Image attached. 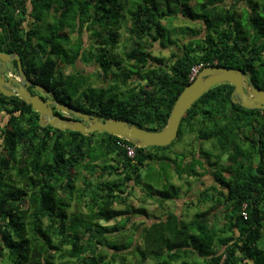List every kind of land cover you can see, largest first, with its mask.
I'll list each match as a JSON object with an SVG mask.
<instances>
[{
	"label": "trees",
	"instance_id": "trees-1",
	"mask_svg": "<svg viewBox=\"0 0 264 264\" xmlns=\"http://www.w3.org/2000/svg\"><path fill=\"white\" fill-rule=\"evenodd\" d=\"M231 1L0 0V49L20 54L31 89L41 85L75 109L158 131L197 66L241 69L264 89V0ZM180 15L201 21L202 33L166 27ZM122 29L131 44L124 57L115 53ZM171 32L191 37L180 46ZM165 37L177 45L169 61L146 44L168 47ZM81 54L111 85L65 72ZM233 91L229 83L211 88L179 128L227 154L229 175L209 162L217 184L202 182L194 196L205 209L191 218L166 209L131 226L151 217L148 201L164 208L180 199L171 170L199 180L209 169L201 158L177 164L167 155L174 141L138 147L107 132L42 127L30 104L0 92V115L8 119L0 126V264H264V109L241 106ZM142 183L135 206L129 189Z\"/></svg>",
	"mask_w": 264,
	"mask_h": 264
},
{
	"label": "water",
	"instance_id": "water-1",
	"mask_svg": "<svg viewBox=\"0 0 264 264\" xmlns=\"http://www.w3.org/2000/svg\"><path fill=\"white\" fill-rule=\"evenodd\" d=\"M0 60L4 65L16 60L19 73V78L10 75L5 79L4 68H2L0 70V92L8 97H19L30 104L39 114V123L42 127L51 126L59 130H75L82 134L107 132L127 139L138 147L170 145L177 138L182 119L193 104L211 88L222 83L234 86L233 97L236 103L247 109H264V89L252 86L247 73L237 68L209 65L200 69L193 81L179 95L171 111L168 124L161 130L152 131L123 119H101L94 113L75 109L60 103L55 98L43 99L38 93L32 94L29 90L31 82L23 70L20 54L0 49ZM35 90L38 92L48 91L41 85H36ZM52 95L54 94L52 93ZM53 106L57 110L72 114L81 120H67L55 114Z\"/></svg>",
	"mask_w": 264,
	"mask_h": 264
},
{
	"label": "rangeland",
	"instance_id": "rangeland-1",
	"mask_svg": "<svg viewBox=\"0 0 264 264\" xmlns=\"http://www.w3.org/2000/svg\"><path fill=\"white\" fill-rule=\"evenodd\" d=\"M232 1L231 0H225L224 4L229 5L231 4ZM165 25L167 28H170L171 30L173 29V27L175 28H180L183 27L185 30L187 28L190 27H194L196 28V35H199L200 33H202L200 30V23L201 21H190L188 19H185L182 15H180V17L176 18L171 26L169 24H167V21H164ZM37 26H39V24L37 23ZM121 31V39H120V44H119V49L118 51H116V55L117 56H123L124 57V53L127 51L128 47L131 45L130 41H129V34L126 33V31L124 29L120 30ZM179 32V31H178ZM199 33V34H198ZM178 34L177 32L172 33V38L174 41L177 40V38H179V40H177L180 43V46L182 45V42H186L189 40V38L191 36L187 35H176ZM88 34H85V38L86 41L88 40ZM178 36V37H177ZM187 37V38H186ZM167 41V46L168 47H164L161 43L160 40L157 42H152L151 40L147 41L146 44L148 45H152L149 49H151V51L153 52V54L156 55H162L164 57H166V61L170 60L172 58V50H176L177 45L176 44H170L169 38H166ZM165 42V40H164ZM177 42V43H178ZM172 45V46H171ZM174 47V48H173ZM179 51V54H182V49L181 47H179V49H177ZM118 53V54H117ZM122 57V58H123ZM80 59L82 62L78 61L76 68H72V67H68L65 72L67 74H72L75 70H79V71H85V74H89L90 76H92V81L94 82V85L97 87L100 86H104V85H111V80H107L104 77L102 78L100 75V70H99V65L96 64L94 61L91 63H86L84 60V55H80ZM173 61V60H172ZM11 64V63H10ZM199 67V66H197ZM196 67V68H197ZM115 69V68H114ZM11 72H14L11 70ZM198 73V72H197ZM133 79L138 81L141 79L139 77H137L136 75H133ZM41 93L44 94V91H40ZM60 114L62 113V111H58ZM66 116H69L70 119L67 120H71V121H80L81 118H78L76 116H74L73 118H71L72 114L69 113H62ZM4 115V114H3ZM7 116L5 117V119L2 117L1 122L2 123H6L7 122ZM197 134L193 133L192 136L190 134H188L187 131H185L182 135L179 133L177 138L174 140V142L172 143L171 148L167 151V155L168 157H171L174 160H176L177 164H179L180 162H182V158L183 156H185V160L186 157L187 158V162H189L191 160L190 156H194L196 155L199 159L200 157L203 158L202 162L205 165V167L208 170H203L206 171L205 174L201 177H199V180H196L194 177H189L186 174L184 175L185 177H183V179H180L173 167V170H171V173L173 174V178H171V180L178 186H181L183 189L181 191V198L178 199L175 202H168L166 204V206L164 208L160 207L157 204H154L153 201H148V203L146 204V207L148 209V211L151 213V217L147 218H141V217H136L134 218L132 221H130L128 224V226H131L132 223H140L139 221H145V222H151L154 221L155 218L153 217L154 215L157 217H163L165 215L166 209H169L170 211H174V209H178L179 211H181L183 213L184 216L186 217H190L192 215H194L197 212H200L201 210L205 209L206 205H199L198 203V198L194 197V196H198L199 191L203 188H205L206 186H209L211 184H217V182L211 177V175L208 172H215L217 169H214L213 167L209 166V162L212 163L215 160H218L217 162V166L218 168H222L223 172L225 175H229L228 173V160L227 158V154H219L218 149L214 148V146L211 147V145H214L213 142H209V141H202L201 139L196 138ZM2 143V142H0ZM1 145V144H0ZM200 148H204V152H207V154L209 156H207L204 152L203 154L200 153ZM135 154V153H134ZM134 154L131 156L133 157ZM209 157V159H208ZM256 161V159H255ZM103 162V161H101ZM87 163V160L84 162ZM100 163V162H99ZM153 163V162H152ZM179 168V167H178ZM150 171V170H149ZM83 173H87L86 170H83ZM143 173V177L144 179L147 177V168H143L142 170ZM207 173V174H206ZM190 179V183H187L186 180ZM202 182H205V185H203ZM131 185H136L135 182L133 181L132 183H130ZM189 187H192V193H190L189 195H186V191L187 189H189ZM143 189H144V184H140L139 186H135V190H133L132 188L129 189V191L132 192V195L129 198V201H131L135 206H139L141 203V199H142V195L143 194ZM142 193V195H141ZM193 201L194 204H190L187 205V202ZM83 205H81L80 207H82ZM76 206H74L75 208ZM82 210H87L85 207ZM114 223V222H113Z\"/></svg>",
	"mask_w": 264,
	"mask_h": 264
},
{
	"label": "flooded vegetation",
	"instance_id": "flooded-vegetation-1",
	"mask_svg": "<svg viewBox=\"0 0 264 264\" xmlns=\"http://www.w3.org/2000/svg\"><path fill=\"white\" fill-rule=\"evenodd\" d=\"M1 49H3V50L6 51V46H5V45H2V46H1ZM12 62H13V61H12ZM12 62H7V63L4 65V63L0 60V70H1L2 68H4L5 79H7V77L10 76V75H13V76L19 78V73H18V72L16 71V69L14 68ZM10 63H11V64H10ZM11 70L14 71V72H11ZM31 86H32V84L29 86V90H30V92H31L32 94H36V93H38L43 99L55 98L54 95H52L53 92H51V91L48 90L47 92H44V94H43V93L38 92V91L35 90V86H36V85H34L32 89H31ZM55 99H56V98H55ZM56 100H57V99H56ZM53 109H54V113H55V114H58V115L62 116V117L65 118V119H70L69 116H66V115L62 114V113H64V112H62V113L60 114V113L58 112L59 110H57L54 106H53ZM3 114H4V115H3ZM0 116H1V117H0L1 119H2V117L5 119L6 114H5V113H1ZM71 116H72L71 118L74 117L73 115H71ZM38 117H39V116H38ZM6 123H7V122H6ZM6 123H5V122L2 123L1 120H0V126H1V128H2L3 126H5ZM212 146H213V145H211V147H212ZM199 150H200V153L203 154V152H204V148H203V150H202V148H200ZM204 153L206 154L207 152H204ZM200 158H201V157H200ZM202 159H203V158H201V160H202ZM226 159H227V158H226ZM214 163H215V161H214ZM214 163H213V165H214V167H216L217 164H216V163L214 164Z\"/></svg>",
	"mask_w": 264,
	"mask_h": 264
},
{
	"label": "built area",
	"instance_id": "built-area-1",
	"mask_svg": "<svg viewBox=\"0 0 264 264\" xmlns=\"http://www.w3.org/2000/svg\"><path fill=\"white\" fill-rule=\"evenodd\" d=\"M202 67V65L201 66H199V67H195V68H193V71H192V74H191V80H193L195 77H196V75H197V72L200 70V68ZM127 150H128V154L130 155V156H132L135 152H134V148H132V147H130V146H127Z\"/></svg>",
	"mask_w": 264,
	"mask_h": 264
}]
</instances>
